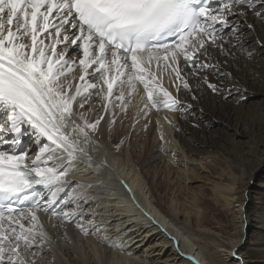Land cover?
Segmentation results:
<instances>
[{
    "label": "snow or ice",
    "instance_id": "obj_1",
    "mask_svg": "<svg viewBox=\"0 0 264 264\" xmlns=\"http://www.w3.org/2000/svg\"><path fill=\"white\" fill-rule=\"evenodd\" d=\"M215 4L213 11L211 0H0V109L8 113L0 122V264H48L44 249L50 237L39 211L62 223H74L85 236L107 231L106 226L95 224L94 217L85 221L88 211L80 208L87 203L84 195H69L90 186L74 183L58 195L77 162L96 169L107 164L106 160L97 163L92 155L99 151L96 137L104 116L90 120L82 111L92 95L88 89H96L99 95L106 85L103 99L109 101L115 88L116 101L127 106L136 84L142 83L152 107L162 102L170 109L190 108L160 87L150 65L153 59L158 65L163 60L189 91L179 66L181 58L189 73H221L215 63H209V49L224 51L223 37L239 32L232 19L246 15L244 6L254 9L255 4L253 0H215ZM253 14L264 21V11ZM48 36L50 44L45 43ZM57 45H62L59 51ZM70 47L73 53L80 52L78 59L72 58ZM77 73L83 83H74ZM222 75L227 79L231 74ZM202 79L225 101H247V89L220 87L206 76ZM157 90L160 101L153 99ZM104 107L107 111V104ZM108 123L111 127L114 120ZM24 124L38 134V151L30 163L28 150L20 147ZM65 159L69 163L61 168ZM38 186L50 195L41 194ZM117 240L105 237L102 242L121 250L128 243ZM185 258L200 264L195 257ZM232 259L243 264L239 247L232 251Z\"/></svg>",
    "mask_w": 264,
    "mask_h": 264
},
{
    "label": "bare ground",
    "instance_id": "obj_2",
    "mask_svg": "<svg viewBox=\"0 0 264 264\" xmlns=\"http://www.w3.org/2000/svg\"><path fill=\"white\" fill-rule=\"evenodd\" d=\"M253 3L255 4L254 9L244 6L243 11L246 15L232 19L233 24L239 25V32L237 35H233L232 33L225 35L223 37V45L227 44L226 46L239 47L236 49L234 48L236 51L233 50L231 54L223 56L224 59H226V57H231L240 50V52L243 51L246 53V56L248 57L246 60L253 58V60L256 59L255 61L259 62L261 66H264V41L259 40L258 32V28L264 29V21L253 14L255 10L264 11V8H262L264 0H253ZM215 10L216 6L213 8V11ZM53 15H55V13ZM248 25H252V27L249 28ZM45 35L47 36V34ZM51 39L52 37L48 36V38L45 39V43L50 44ZM61 47L62 45H57V51H59ZM213 47L209 49V58L212 57ZM68 51L72 54L73 59H78L80 57L79 51L73 53L71 47ZM248 63H252V65L255 64L254 61ZM164 65L165 62L163 60H161L158 65L157 61L153 59L150 65L152 73L156 77V81H158L160 87L166 89L175 99L180 100V98L187 95L189 90L182 88L181 80ZM179 66L182 74L191 86L194 78L198 75L187 71L182 58L179 62ZM222 73H224L223 69L221 73H216L215 75H213L214 73L210 74V72H201L199 73V76L202 78L206 76L209 81L216 83V80L221 81L222 78L219 77L222 76ZM76 75L77 80L74 83H83L78 79L80 73H77ZM247 77L248 76H246V78ZM155 86V82H153V87ZM178 87L179 90L177 89ZM235 87L238 88L236 85ZM103 88L105 91L99 93V95L96 94V89H88V92L92 93V95L82 111H85L90 120H94L101 115L104 116V119L99 125L100 131L96 137L98 138L100 145V154L93 152L92 155L97 163L106 160L107 164L104 168L96 169L94 166H87L82 161L77 162L65 178V181L63 182L65 186L61 189L58 195L63 196L64 192L68 190L69 185L74 183L90 186V188H77L73 192H70L69 195H84L87 203H81L80 208L87 209L88 211V215L85 216V221L94 217L95 224L106 226L107 231L101 232L99 236H85L76 228L74 223H62L57 219V224L59 225L60 232H63V235L61 234L62 240L59 241L60 245L57 243L56 237H50L48 244L44 249L48 264H193L192 261L185 258L187 256L195 257L196 260L200 261V264H227V260H233L232 251L237 247L240 248V256L243 258V264H247V262L249 264H264V250L261 251L254 246V242H252L253 236L251 234L252 228L250 222L256 218L257 213L261 209L262 211L264 209V183H261L260 181L261 177H264V157L260 166H258L260 170L247 182L240 181L242 174L240 173L239 175L238 171V174L234 172L218 174L219 180L212 184V196L217 201V204H221L234 212L237 205L240 208L245 207L244 210L242 209L244 212L241 211L242 214L244 213V220L242 221L243 224L241 223L242 225H239L240 233L238 237L227 240L224 238L225 241H223V238L220 239L221 233L216 231L215 226L213 225V220L207 213V209L210 208V206L206 200L202 197L193 195L189 199L187 198L188 200L184 199V201H181L178 196H175V193H178V191H175L174 193L171 186V178L173 176L170 177V174L172 173L169 164V171L162 172L164 177L161 183L151 181L145 168L149 165H154V162H156L163 154L162 149H153L145 159L142 158L144 155L139 154L140 152H136L135 150V146L142 145L141 141L146 140V136L142 135V133L144 131L146 134L149 131L151 132V129L155 127L157 120L159 122V129H164V131H166L169 122L176 124L175 137L185 140L190 131L188 120L180 124L179 120L176 118V114L173 112L174 110L164 107L162 102L159 107H152L151 102L147 101V93L142 83L136 84V91L131 94L130 103H127V106H125L123 102L116 101L115 97L117 93L115 88L113 96L109 101H105L103 96L106 94V85H104ZM246 89L248 88L246 87ZM207 91L208 88L202 81L199 84V95H203V99L197 102L194 106H190L186 111L190 112L191 110L192 112H195V118L199 125H203L204 128L205 126L213 127V125L220 127L219 124L228 125L232 115V107H230L231 100L228 99L225 101L223 96L218 99H210L212 101V104L210 103L212 108L206 113L204 111L202 112L204 103L208 101V98L204 95L207 94L205 93ZM251 94H255L253 90H248L246 92L247 97ZM153 99L158 101L162 100L159 90L154 93ZM127 100L128 96L126 94V101ZM218 101L220 102L219 104H217ZM145 103L149 104L148 108L144 107ZM105 104H107V111L104 107ZM113 105H116L115 108H113ZM89 106H91L90 111ZM113 111L115 112L114 116L112 115ZM7 115L8 113L3 115L1 121H5ZM183 117L184 119H187L185 115ZM110 120H114L111 127H109L108 123ZM21 127L25 128L23 137L26 139V145L28 144L27 150L29 156L27 157V162L30 163L31 159H34L38 151V134H34V130L28 124H24ZM134 129L136 131L135 137L127 139L124 136L117 141L116 137L118 135L121 136L120 133H125L126 131L128 133L131 131L133 132ZM237 133H239L238 130ZM42 142H44V138H41V143ZM169 145L172 146L173 153L175 152L171 155L173 159L176 156H181L176 155V152L180 149L177 146V140H175V138H171ZM259 145L261 147V155L264 156V143ZM190 151V155H186L188 162L186 160L183 161V159H181V161L184 163L183 166L188 164L192 170H190V167L187 169H184L183 167L176 170L173 173L177 177H189L188 175L193 174L197 169L203 171V169L207 168L205 164L206 162L203 160H207L209 157L203 155L199 156V154L195 153L196 151L193 147L190 148ZM193 154H196V156H193ZM186 162L187 164H185ZM68 163L69 161L65 159L61 168L66 167ZM169 163H172V161ZM126 167L127 169L124 170ZM193 168H196V171L193 170ZM116 177L119 180H116ZM123 178L128 181L127 187ZM252 181H255V183H251ZM237 183L239 184L237 185ZM128 188L138 194V196L133 194L134 197L136 195V198L128 196L133 199V201H138L139 196L141 195L143 199L142 206H144V209L141 210L139 207L137 208L136 204L138 203L134 204L135 202L128 201V198H126L127 200L118 198V193H121L122 196V190L125 192ZM38 190L45 196L50 195L49 190L43 186H38ZM124 194H126V192ZM237 194L239 195L237 196ZM254 199H256L257 203L254 207H251L250 203ZM145 213H147V215H145ZM183 213L192 216L196 228H191L190 226L183 224L180 217ZM37 215L48 236H52L53 232L51 226H48L49 220L52 216L46 212L40 211ZM255 221H257V219H255ZM245 222L247 225L244 227ZM25 224L27 226L26 221ZM113 236L118 237L117 242L119 240L128 241L122 250L113 248L102 242L105 237ZM245 236L247 237L246 242H244ZM170 237H174L175 240L170 239ZM155 240L156 244L154 246L158 248L156 250L158 251L159 257L156 259L153 258L151 261L152 263H150V261L145 258L147 257L148 251L143 249V247L147 243H151ZM175 241L179 242L178 248ZM211 246L216 247V250L214 249L213 251ZM129 251H131V255L127 254ZM180 253H183L184 255L181 256ZM253 254L255 256H253ZM220 257H223L222 259L226 260L222 261ZM153 260L155 261L153 262ZM159 260L161 261L159 262ZM235 263L237 264V261H235Z\"/></svg>",
    "mask_w": 264,
    "mask_h": 264
},
{
    "label": "rangeland",
    "instance_id": "obj_3",
    "mask_svg": "<svg viewBox=\"0 0 264 264\" xmlns=\"http://www.w3.org/2000/svg\"><path fill=\"white\" fill-rule=\"evenodd\" d=\"M49 31L51 32L52 30H49ZM258 32H259V40L264 41L263 40L264 39L263 38L264 29L258 28ZM226 45L227 44L223 45V49H224L223 52L218 51L217 48L214 46L213 51H212V57L211 58L208 57L209 62H214L221 70L223 69L224 73L231 74L227 79H225L222 75L221 77H219V78H222L221 81L216 80V83H218V86L220 87H224V86L233 87L235 85L238 88H243V89H246L247 87L248 88L247 91L253 90L255 93L247 97L246 102L240 103V104H237L235 100H233L232 98H229L231 100L230 107H232L231 109L232 115H231V120L228 122V125L219 124L220 127H217V125H213V127L205 126L204 128L203 125H199L197 119L195 118L196 116L195 112H192L191 110L190 112L186 111V109L188 108H180L179 110L172 108L180 124L188 120L190 131H189V134L187 135V138L185 140H182L181 138L175 137L176 124H173L170 122L167 126L166 131H164V129L163 130L159 129L158 127L159 122L157 120V123L155 124V127L151 129V132L149 131L146 134V132L144 131L142 133V135L146 136L145 137L147 140V141L145 140L146 143L144 144L145 141L143 140L141 141L142 145L135 146L136 152H140L139 154L144 155L142 157L143 159L147 158L149 156V153L153 149H157V148L162 149L163 154L156 162H154V165L152 164L145 168V170H147L148 172V176L151 178V181H154L155 183H161L164 177L162 172L164 173L165 171H169V167H168V164H169L171 168V173H172L170 174V177L173 176L172 177L173 179L171 178L172 180L171 186L174 190V193L175 191H178V193H175V196L176 197L178 196V198H180L181 201H184V199H187V198L189 199L193 195L202 197L204 200H206V202L209 203V206H210V208L207 209V213L209 214V217L212 218L213 225L215 226L216 231L221 233L220 239L223 238V241L227 239H235L236 237H238L240 233L239 232L240 226L243 224L242 221L244 220L243 219L244 213L242 214L241 211H243L245 207L243 208L237 207L235 208V212H234L233 210L226 208L225 206H222L221 204L220 205L217 204V201L212 196L213 194L212 184L213 182L219 180L220 174L227 173V172H232V173L234 172L238 174V171H239V175L240 173L242 174V177H240V181L242 180V181L247 182L248 180L252 178V176L256 172L260 170L258 166H260V163L264 157L261 155V150H260L261 147L259 145L261 143H264V66L262 65L263 66L262 67L259 64V62L255 61L256 59L253 60V58H251L250 60L249 59L246 60V58H248L246 56V53H244L243 51L240 52L239 49H238L239 51H237L231 57H226V59H224V56L231 54L233 50L239 47V46L232 47V46H226ZM247 61L248 62L254 61L255 64L252 65V63H248ZM211 73L212 74L214 73L213 75L216 74V72H210V74ZM245 75L248 77L246 78ZM202 81L203 79L199 75L194 78V81L191 84V91H188L186 96L178 100L181 105H188L189 103V105L191 104L190 106L192 105L194 106L195 104H197V102L203 99L204 96L199 95L200 93L199 84ZM177 89L179 90V87ZM208 91L205 92L207 94H204L208 98V101H206V103H204L202 107V112L204 111L205 113L210 111V109L212 108V105H211L212 101L210 99L212 100L218 99L221 96H223L220 93H213L209 89ZM193 95H195L196 97L195 99L192 98ZM219 103L220 102L218 101L217 104ZM180 112H183V113H180ZM184 115L187 117V119H184L183 117ZM237 130L239 133H237ZM206 132H211V133H206ZM120 135L121 136L119 135L117 136L120 138L116 137L117 141H119L124 136L127 139L135 137L136 131L134 129L133 132L131 131L128 133L126 131L125 133H120ZM161 137H163V139H161ZM171 138H175V140H177V146L180 149L176 152V155H181V156H176L174 159L171 155H173L175 152L173 153L172 146L169 145ZM203 144H206V145H203ZM190 146L195 149L196 151L195 153L199 154V156L203 155V156L209 157V159L207 160H210V161H207L206 159L203 160L204 162H206L205 164L207 166V168L203 169V171H199L198 169L196 171V168L195 169L193 168V170H195L196 172H194L193 174L189 173L190 174L188 175L189 177H183V176L177 177L173 173L174 171L179 170L183 167L184 169H187L190 167L187 164L188 162L187 156L190 155L191 153ZM98 154H100L99 151H98ZM193 156H196V154H193ZM181 159H183V161L185 160L187 161L185 163L187 164L185 165L186 167L183 166L184 163L181 161ZM169 160L172 161V163H169L170 162ZM126 169L127 167L124 170ZM190 170H192L191 167H190ZM117 179L118 178L116 177V180ZM123 181L124 183H126V187H127L128 181H126L124 178H123ZM260 181L261 183H264V177H261ZM238 184L239 183H237V185ZM122 192H123L122 196L124 195L125 197L124 196L122 197L121 193H118L119 194V196L117 194L118 198L120 199L128 198V201H131L133 203L135 202L134 204L138 203L136 204L137 208L139 207L141 210L144 209V206H142L143 199L141 195L139 196V200L138 201L136 200L137 201L136 202V201H133V199L129 198L130 196H133L132 198H136V195L138 196V194H136L135 191L134 192L133 190L129 191V188H128L125 191L126 194H124L125 192L123 190ZM133 194H136L135 197ZM238 195L239 194H237V196ZM256 203H257L256 199L251 201L250 203L251 207L252 206L254 207ZM263 207H264V203H263ZM40 212H43V211H40ZM180 217H181L183 224L190 226L191 228H196L194 224L195 222L193 221V218L191 215H188L187 213H183L181 214ZM255 219H257V221H255ZM255 219L250 221L251 228H252L251 234L253 236L252 242H254V246L257 249L263 251L264 250V209L263 211L261 209L257 213V216ZM246 225L247 223L245 222L244 227ZM48 226H51V230L53 232L52 236H49V237H56V241L60 245L59 241L62 240L61 234L63 235V232L62 233L60 232L59 225L57 224V218L52 216L51 219L49 220ZM155 242L156 240L152 241L151 243H147L143 247V249L148 251L147 257L145 258L148 261H150V263H152L151 261L153 258L156 259L159 257L158 251L156 250L158 248L154 246L156 244ZM211 248L213 249V251L214 249L216 250V247L211 246ZM253 256L255 255L253 254ZM220 258L222 261L226 260V259H222L223 257H220ZM154 261L155 260H153V262ZM160 261L161 260H159V262ZM157 264H160V263H157ZM227 264H236V263L233 260L232 261L227 260ZM247 264L249 263L247 262Z\"/></svg>",
    "mask_w": 264,
    "mask_h": 264
}]
</instances>
